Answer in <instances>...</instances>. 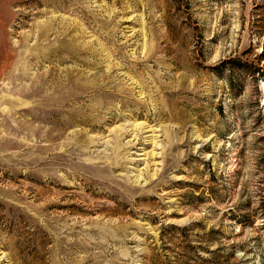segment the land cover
Returning a JSON list of instances; mask_svg holds the SVG:
<instances>
[{"label":"rangeland","instance_id":"obj_1","mask_svg":"<svg viewBox=\"0 0 264 264\" xmlns=\"http://www.w3.org/2000/svg\"><path fill=\"white\" fill-rule=\"evenodd\" d=\"M264 0H0V264H264Z\"/></svg>","mask_w":264,"mask_h":264},{"label":"trees","instance_id":"obj_2","mask_svg":"<svg viewBox=\"0 0 264 264\" xmlns=\"http://www.w3.org/2000/svg\"><path fill=\"white\" fill-rule=\"evenodd\" d=\"M262 52H263V57H264V50H262Z\"/></svg>","mask_w":264,"mask_h":264}]
</instances>
